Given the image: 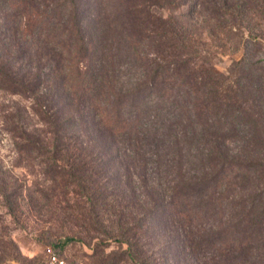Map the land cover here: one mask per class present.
<instances>
[{"label": "trees", "instance_id": "16d2710c", "mask_svg": "<svg viewBox=\"0 0 264 264\" xmlns=\"http://www.w3.org/2000/svg\"><path fill=\"white\" fill-rule=\"evenodd\" d=\"M196 15L210 30L244 27L256 39L264 0H0V92L27 102L9 106L2 126L21 155L42 158L45 179L85 202L68 215L101 235L94 264H264V190L233 199L215 223L206 220L242 176H264V114L249 88L262 67L236 83L196 69V52H187ZM123 42L137 72L132 87L118 76ZM165 103L187 124L179 122L174 179L163 191L149 178L147 146H161L151 122ZM239 116L249 117L256 134L243 153L259 149L260 159L243 161L230 147ZM208 131L223 140L186 151ZM9 188L1 179L17 217L22 193ZM109 241L119 246L105 253Z\"/></svg>", "mask_w": 264, "mask_h": 264}, {"label": "rangeland", "instance_id": "374dc122", "mask_svg": "<svg viewBox=\"0 0 264 264\" xmlns=\"http://www.w3.org/2000/svg\"><path fill=\"white\" fill-rule=\"evenodd\" d=\"M178 11L179 14H183L184 10ZM171 12L166 10L165 15L171 14ZM173 14L178 16L176 11ZM188 19L186 17L185 21ZM190 23L195 24L196 27L192 35L193 41L187 45L189 49L187 52L191 50L196 52L198 57L196 69L202 66L209 69L212 74L222 75L228 83L232 81L236 83L252 68L262 67V70L259 71L260 74H256V72L251 74L252 83L249 88L251 94L260 97L258 107L264 114V103L261 96L264 92H260L262 89L255 90L258 83L264 85V24L254 28L262 35V37L254 39L248 36L249 32L244 27L233 28L231 31L227 29L226 32L219 29L210 30L206 21L197 15L190 20ZM123 49V53L116 60L118 61V76L124 87H132L137 72L131 67L130 53L125 42H123ZM16 104L24 106L27 105V102L19 97L0 92V170L2 171L0 180L5 179L11 186L9 191L18 190L17 194L22 193L18 200L20 206L17 217L10 210V201L0 193V249L3 251L1 252L4 255L3 260L5 264H47L50 253L54 252L65 258L67 264H94L96 258L93 257V253L97 244L102 241L101 235L97 232L87 234L82 230L81 222L68 215L69 210L78 209L77 206H83L85 202L77 200L78 195L74 190L67 193L66 189L45 179L42 172L44 169L42 158H28L21 155L11 136L2 126V117L6 110L9 106ZM176 110L166 103L157 108V115L152 118L151 123L154 131L157 132L155 142L160 143L161 146L158 149L153 144L147 146L149 154L153 157L147 170L149 178L157 183H162L163 191L174 179V166L178 154L174 155L176 148L173 141L175 135L181 133L182 125L185 123L183 119H186L184 117L186 114H178L177 112H182ZM251 111H253L252 108ZM180 121L183 123H179ZM249 121L247 116L233 119V126L236 125L237 130L231 131L234 135L228 139V142L233 153L242 155L243 161L252 162V160L260 159L261 156L259 149L248 150L249 154H246L248 156L243 153L242 149L246 144H255L253 139L256 134L252 131L250 124L252 121ZM190 130V128L184 129L188 133ZM154 134L152 132V136ZM216 137L218 141L223 140L222 137L215 136L213 131H208L206 138L199 136L197 139L187 142L186 151L189 152L190 147L193 148L198 144L201 151L208 142L213 144ZM156 151L158 155L155 154ZM189 153L193 155L192 152ZM200 167L198 162L193 165L195 169ZM257 173L252 172L249 177L242 176L239 182L240 187L221 192L220 198L223 199V207L216 202L215 207L218 208V213L206 217V220L210 224L215 223L214 221H217L222 214L233 209L234 204L231 202L233 199L240 195H244V199L250 198L248 195L264 190V176ZM139 191L142 192V187L138 189ZM213 211L215 210L213 209ZM67 238H74V240L62 248L60 242ZM118 246L116 242L109 241L105 253L118 249ZM4 247H6L5 251ZM99 247L104 248L103 246ZM120 247L125 250L127 245H120Z\"/></svg>", "mask_w": 264, "mask_h": 264}, {"label": "built area", "instance_id": "2783aa9c", "mask_svg": "<svg viewBox=\"0 0 264 264\" xmlns=\"http://www.w3.org/2000/svg\"><path fill=\"white\" fill-rule=\"evenodd\" d=\"M47 264H67L65 258L59 256L58 254L51 252L49 255V261Z\"/></svg>", "mask_w": 264, "mask_h": 264}]
</instances>
